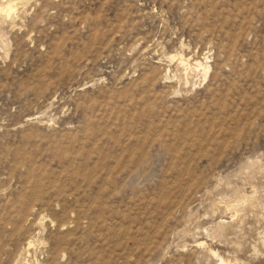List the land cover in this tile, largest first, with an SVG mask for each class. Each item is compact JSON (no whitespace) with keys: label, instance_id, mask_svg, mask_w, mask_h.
<instances>
[{"label":"rangeland","instance_id":"1","mask_svg":"<svg viewBox=\"0 0 264 264\" xmlns=\"http://www.w3.org/2000/svg\"><path fill=\"white\" fill-rule=\"evenodd\" d=\"M6 2L0 264H264V0Z\"/></svg>","mask_w":264,"mask_h":264},{"label":"bare ground","instance_id":"2","mask_svg":"<svg viewBox=\"0 0 264 264\" xmlns=\"http://www.w3.org/2000/svg\"><path fill=\"white\" fill-rule=\"evenodd\" d=\"M7 3V2H6ZM1 7H0V16L1 17H3V18H6V19H9V18H12V16H13V14H14V12H15V5L13 4V3H11V2H8L7 4H3V5H0ZM6 43V42H5ZM4 44V43H3ZM5 46V45H4ZM183 60V59H182ZM185 61V60H184ZM187 62V61H186ZM207 63V62H206ZM183 65V64H182ZM186 65H188L187 63H186ZM197 65H198V67H200L201 69L203 68V70H204V74H205V77L207 78L208 77V75H209V73L211 72V67L210 66H207V65H204L203 63H201V62H197ZM197 67V66H196ZM202 70V71H203ZM15 216V215H14ZM20 219V218H19ZM18 219V220H19ZM45 219V218H44ZM13 221V220H12ZM20 221V220H19ZM22 221V220H21ZM15 222V221H14ZM18 222V221H17ZM21 223V222H20ZM19 223V224H20ZM54 223V222H53ZM5 224V223H4ZM16 224V223H15ZM23 224V223H22ZM9 225H11V226H16L17 227V225H14V223H10ZM70 225V224H69ZM19 226V225H18ZM43 227V226H42ZM13 228V227H12ZM21 228H23L22 226H21ZM13 230V229H12ZM17 230V229H16ZM23 230V229H22ZM19 231V230H18ZM12 232V231H11ZM20 232H21V230H20ZM29 232V231H28ZM16 234H17V232H15ZM13 234V233H12ZM42 234V233H41ZM37 236V235H36ZM14 237V236H13ZM34 237V236H33ZM32 237V238H33ZM34 239V238H33ZM29 242L25 245V249H24V252L26 251V252H30L32 249H33V246H35L34 245V240L32 241V240H28ZM76 241V240H75ZM36 244V243H35ZM7 246V245H6ZM4 248V247H3ZM38 248V247H37ZM4 250V249H3ZM6 250V249H5ZM53 251V250H52ZM23 252V251H22ZM5 253H6V251H5ZM30 254V253H29ZM60 254V253H59ZM25 255H26V253H25ZM58 260V259H57ZM220 264H227L224 260H221V263Z\"/></svg>","mask_w":264,"mask_h":264}]
</instances>
